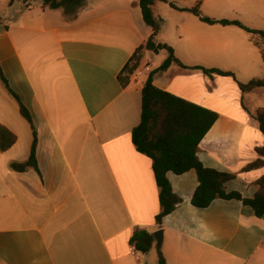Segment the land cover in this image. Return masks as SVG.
Listing matches in <instances>:
<instances>
[{"label": "crops", "instance_id": "0c3cea01", "mask_svg": "<svg viewBox=\"0 0 264 264\" xmlns=\"http://www.w3.org/2000/svg\"><path fill=\"white\" fill-rule=\"evenodd\" d=\"M140 2L86 0L65 13L43 0L26 1L23 15L9 25L0 20V67L32 114L41 172L11 169L29 159L33 131L0 79V124L17 136L11 149L0 151V264H159V251L167 264H264V217L238 200L193 206L195 170L167 174L182 203L161 225L156 222L161 206L153 162L138 152L132 132L141 123L145 82L169 53L142 48L152 29ZM160 3L153 6L155 16ZM182 13L178 39L170 45L189 69L175 62L154 75V84L219 114L199 158L207 168L236 175L227 191L252 199L264 167L244 168L264 148L253 117L264 88L243 93L237 71H251L256 63L240 51H217L231 48L219 34L234 32L211 28L239 27L209 25ZM196 20L210 28L206 34ZM161 32L157 44H164ZM144 66L150 72L139 77ZM196 66L231 71L237 81L211 78ZM137 228L163 230L162 246L155 241L149 253L137 252L130 245Z\"/></svg>", "mask_w": 264, "mask_h": 264}, {"label": "trees", "instance_id": "16d2710c", "mask_svg": "<svg viewBox=\"0 0 264 264\" xmlns=\"http://www.w3.org/2000/svg\"><path fill=\"white\" fill-rule=\"evenodd\" d=\"M85 2L86 0H43L45 7L54 10L62 8L66 13L75 12ZM157 2H167V0H141L140 2L143 19L152 29L151 37L142 48L155 53L167 50L169 57L160 68L150 74L145 82L142 90L141 123L132 132V140L138 152L146 155L153 162L155 181L160 189L159 202L161 206V211L156 216V222L161 225L164 218L174 213L182 203V199L174 193L167 174L172 172L176 175H183L191 170L197 172L199 180V186L192 198L193 206L206 209L217 199L238 200L244 206L250 207L257 217L263 218L264 176L255 183L258 189L255 197L252 199L244 198L241 193L228 192L226 189V184L234 180L236 175L207 168L199 158L200 144L219 120V114L164 91L154 84V75L166 71L175 62L180 64L181 67L189 69L176 59L172 47L156 42L162 28V20L157 19L153 11V6ZM170 6L175 10L190 12L209 25L221 24L241 28L252 36V41L260 49L264 59L263 43L257 40V38H261L264 42L263 30L251 29L238 20H215L206 17L201 11V1L190 9H180L174 3H170ZM193 69L201 70L211 78L213 75H219L232 77L237 81L236 75L231 71L207 69L202 66H196ZM0 79L10 95L17 101L22 117L30 124L33 131V143L29 159L25 162H13L11 169L20 173L34 169L41 173L37 161L38 135L32 114L23 104L19 95L10 87L1 67ZM238 83L243 93H250L256 89L264 88V78L253 79L248 83ZM256 120L259 123L260 130L264 133V113L258 114ZM16 142L17 136L0 124V151H8ZM257 152L260 158L244 168V171L264 167V148H258ZM154 243V235L140 228L135 229L130 239V245L141 254L149 253ZM159 264H167L161 251H159Z\"/></svg>", "mask_w": 264, "mask_h": 264}, {"label": "rangeland", "instance_id": "374dc122", "mask_svg": "<svg viewBox=\"0 0 264 264\" xmlns=\"http://www.w3.org/2000/svg\"><path fill=\"white\" fill-rule=\"evenodd\" d=\"M25 1V2H24ZM26 1H30L31 4L36 5L39 0H0V15L4 18L8 25L12 22V18L20 17L24 13V5ZM180 9L193 8L197 2L201 1V11L204 16L212 19H227L238 20L244 23L249 28L255 30L264 31V0H172ZM168 2V1H167ZM167 2L160 3L157 7L156 18L162 20V32L158 38L162 40L164 44L170 45L174 40L178 39L179 33L177 25L180 20L182 12H174L165 4ZM169 3V5H170ZM171 7V6H170ZM179 11V10H176ZM66 13V12H65ZM198 19V18H197ZM204 31L210 29L200 20H196ZM205 27V28H204ZM211 29L218 31H231L234 34L221 35L222 38H227V41L231 45V48H218L217 51H240L239 55L246 60L251 59L255 61L254 67L251 71H237L238 78L245 83L253 79L264 78V62L261 59L259 51L249 42V35L239 28H227L224 29L221 26H215ZM204 36V35H203ZM260 43L264 42L261 38H257ZM262 41V42H261ZM171 46V45H170ZM172 47V46H171ZM248 51H252V55H249ZM140 71H143L145 75L148 74L146 67H142ZM137 72V71H136ZM150 75V74H149ZM146 78V76H145ZM149 78V76H148ZM258 108L255 110L253 117L255 120L258 114L264 113V92L259 93L256 97ZM257 121V120H256ZM259 124V123H258Z\"/></svg>", "mask_w": 264, "mask_h": 264}, {"label": "water", "instance_id": "95a60500", "mask_svg": "<svg viewBox=\"0 0 264 264\" xmlns=\"http://www.w3.org/2000/svg\"><path fill=\"white\" fill-rule=\"evenodd\" d=\"M153 235H154L155 241L157 242V247L160 248L163 244V239H164L163 230H159L155 232Z\"/></svg>", "mask_w": 264, "mask_h": 264}, {"label": "built area", "instance_id": "2783aa9c", "mask_svg": "<svg viewBox=\"0 0 264 264\" xmlns=\"http://www.w3.org/2000/svg\"><path fill=\"white\" fill-rule=\"evenodd\" d=\"M138 76H139V77L143 76V71H140V72L138 73Z\"/></svg>", "mask_w": 264, "mask_h": 264}]
</instances>
